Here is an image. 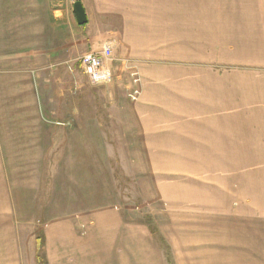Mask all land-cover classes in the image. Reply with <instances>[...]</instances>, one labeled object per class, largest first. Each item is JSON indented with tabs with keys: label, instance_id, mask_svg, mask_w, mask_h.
<instances>
[{
	"label": "crops",
	"instance_id": "crops-1",
	"mask_svg": "<svg viewBox=\"0 0 264 264\" xmlns=\"http://www.w3.org/2000/svg\"><path fill=\"white\" fill-rule=\"evenodd\" d=\"M77 1L84 52L110 44V66L128 78L137 70L142 93L111 119L51 120L40 52L16 56L27 67L0 68V264H25L26 233L41 221L47 264H163L145 234L122 224L121 171L144 175L168 211L208 210V241L225 245L210 264H264V216L233 207L243 158L264 157V0ZM49 30L64 38L49 59L71 61L65 26ZM47 70L56 82V63Z\"/></svg>",
	"mask_w": 264,
	"mask_h": 264
},
{
	"label": "rangeland",
	"instance_id": "rangeland-1",
	"mask_svg": "<svg viewBox=\"0 0 264 264\" xmlns=\"http://www.w3.org/2000/svg\"><path fill=\"white\" fill-rule=\"evenodd\" d=\"M75 1L0 0V68L8 65V69H11L20 63L27 67L26 65L32 62L25 60L19 63L16 56L29 53V49H36L40 52L36 58L35 68H40L42 72L41 77L36 78L41 91L44 118L60 121L70 116L73 119L100 120L101 116L104 119H111L117 115L115 109L119 104L130 102L127 97L131 86L130 78L123 74L117 76L112 68L111 83L93 85L89 81L80 60L84 55L100 52V46H97L95 52L85 53L84 45H80L85 35L76 28L75 18L72 16ZM70 15L73 30L72 27L70 28V22L67 21ZM51 23L65 26L67 38H73L74 55L67 63L48 57L49 51L59 49L64 41V38L59 37V34H62L60 30L54 31L56 35L52 38L49 32ZM7 57L8 61H1L2 58ZM55 63L58 69L56 82L50 79L47 70ZM113 67L115 68V65ZM52 90H55L56 94ZM48 97L56 98L54 109L48 108ZM120 112L125 111L120 109ZM243 163L249 171L234 174V176L241 175L242 183L237 182L238 179L234 177L233 207L234 209L241 207L242 211L259 213V216L263 217L264 157L243 158ZM115 166L121 171L117 164ZM119 176H121L119 188L121 198L118 206L123 216L122 224L124 227H135L138 230V238L140 235L144 237L145 234L154 252L158 251L162 256L163 264H210L211 261L225 259V245L220 241L221 236H214L212 242L208 241L209 227L215 224V221L207 219L212 215L204 212L208 211L206 208L187 204L181 213L168 211V205L158 201V194L148 186L150 183L145 180L144 175L137 174L135 178L133 176L129 179L121 171ZM42 224L43 221L39 222L38 226L26 233L23 242L25 264H42L37 259L38 254L43 256L44 251L41 240L43 236L39 232ZM112 224L111 227H114L115 224ZM181 227H184L183 231L178 230ZM187 238L193 243L183 245V241Z\"/></svg>",
	"mask_w": 264,
	"mask_h": 264
},
{
	"label": "built area",
	"instance_id": "built-area-1",
	"mask_svg": "<svg viewBox=\"0 0 264 264\" xmlns=\"http://www.w3.org/2000/svg\"><path fill=\"white\" fill-rule=\"evenodd\" d=\"M75 2H73L74 4ZM113 61V49L110 44L97 53L84 55L80 64L81 67L93 85H106L113 79V71L110 62ZM130 92L128 98L131 102H138L141 96V77L140 73L133 69L130 73Z\"/></svg>",
	"mask_w": 264,
	"mask_h": 264
},
{
	"label": "water",
	"instance_id": "water-1",
	"mask_svg": "<svg viewBox=\"0 0 264 264\" xmlns=\"http://www.w3.org/2000/svg\"><path fill=\"white\" fill-rule=\"evenodd\" d=\"M73 12L79 26H85L88 23L86 12L81 2L77 1L74 3Z\"/></svg>",
	"mask_w": 264,
	"mask_h": 264
},
{
	"label": "trees",
	"instance_id": "trees-1",
	"mask_svg": "<svg viewBox=\"0 0 264 264\" xmlns=\"http://www.w3.org/2000/svg\"><path fill=\"white\" fill-rule=\"evenodd\" d=\"M41 240H42V244H43V247H44V240H43V238ZM37 259H38V261L40 263L47 264L46 259H45V256H44V251H43V256H41V255L38 254Z\"/></svg>",
	"mask_w": 264,
	"mask_h": 264
}]
</instances>
